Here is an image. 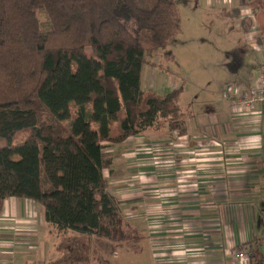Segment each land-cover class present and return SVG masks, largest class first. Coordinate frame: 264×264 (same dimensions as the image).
Instances as JSON below:
<instances>
[{
  "label": "trees",
  "instance_id": "1",
  "mask_svg": "<svg viewBox=\"0 0 264 264\" xmlns=\"http://www.w3.org/2000/svg\"><path fill=\"white\" fill-rule=\"evenodd\" d=\"M180 32L176 0H0V139L25 134L0 147V215L5 199H29L73 232L57 264L87 259L84 237L112 238L124 222L106 146L162 126L184 132L180 88L141 85Z\"/></svg>",
  "mask_w": 264,
  "mask_h": 264
},
{
  "label": "crops",
  "instance_id": "2",
  "mask_svg": "<svg viewBox=\"0 0 264 264\" xmlns=\"http://www.w3.org/2000/svg\"><path fill=\"white\" fill-rule=\"evenodd\" d=\"M233 1L226 16L254 62L233 84L225 114L202 124L186 110L182 133L162 126L105 148L109 189L125 227L144 236L151 264H264V103L251 111L237 99L255 84L264 60V0ZM33 202L9 197L0 217L33 212L44 231L43 208ZM3 249L7 262H20L13 245Z\"/></svg>",
  "mask_w": 264,
  "mask_h": 264
},
{
  "label": "rangeland",
  "instance_id": "3",
  "mask_svg": "<svg viewBox=\"0 0 264 264\" xmlns=\"http://www.w3.org/2000/svg\"><path fill=\"white\" fill-rule=\"evenodd\" d=\"M136 1L141 7H150L155 0ZM176 4L181 32L149 58L150 63L143 67L141 85L144 90L161 94L179 87L182 108L203 117L202 124L213 122L225 114L222 93L231 92L233 84H241L251 70L254 53L242 50L239 29L229 24V0H176ZM126 25L131 32L136 31L132 21ZM85 51L90 53L88 48ZM180 126L184 131V121ZM24 136L19 132L0 139V147L20 142ZM33 205L41 211L38 203ZM31 213L0 217V264H12L7 262L11 260L7 255H2L6 245H13L14 253L22 254L18 264H55L62 255L63 239L74 233L48 232V224L44 231L38 229L42 223ZM84 239L83 255L87 259L76 257L65 264H151L144 236L126 228L125 223L112 238L91 235Z\"/></svg>",
  "mask_w": 264,
  "mask_h": 264
},
{
  "label": "built area",
  "instance_id": "4",
  "mask_svg": "<svg viewBox=\"0 0 264 264\" xmlns=\"http://www.w3.org/2000/svg\"><path fill=\"white\" fill-rule=\"evenodd\" d=\"M258 76L255 81V84L249 87L245 92L239 93L238 100L239 102L247 109L253 111L257 108L258 105L264 103V60L260 61L257 67ZM234 93L224 91L222 97L226 100L233 101ZM237 257H242L243 252L237 251L235 253Z\"/></svg>",
  "mask_w": 264,
  "mask_h": 264
}]
</instances>
